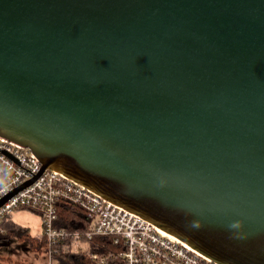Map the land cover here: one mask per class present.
I'll list each match as a JSON object with an SVG mask.
<instances>
[{"label": "water", "instance_id": "1", "mask_svg": "<svg viewBox=\"0 0 264 264\" xmlns=\"http://www.w3.org/2000/svg\"><path fill=\"white\" fill-rule=\"evenodd\" d=\"M0 137L217 264H264V0H0Z\"/></svg>", "mask_w": 264, "mask_h": 264}, {"label": "built area", "instance_id": "2", "mask_svg": "<svg viewBox=\"0 0 264 264\" xmlns=\"http://www.w3.org/2000/svg\"><path fill=\"white\" fill-rule=\"evenodd\" d=\"M40 169L41 163L32 151L0 137V200L8 195L0 204V239L6 236L3 223L11 221L14 211L30 210L40 214L47 264H57L58 246L63 252L86 251L88 243L99 237L112 238L124 249L101 253L100 245L95 244L93 250L87 252L90 264H217L178 238L56 170L40 172ZM61 202L82 209L85 228L69 231L58 225Z\"/></svg>", "mask_w": 264, "mask_h": 264}, {"label": "trees", "instance_id": "3", "mask_svg": "<svg viewBox=\"0 0 264 264\" xmlns=\"http://www.w3.org/2000/svg\"><path fill=\"white\" fill-rule=\"evenodd\" d=\"M82 209L74 204L68 202H61L58 205L59 220L58 225L65 227L69 231L80 230L86 227V221L82 213ZM3 227L6 229V236H17L20 240L26 239L30 242V246L35 249L34 243L40 242L39 251L46 250V242L43 235L38 238H33L29 235L27 229L12 221L3 223ZM69 243V241H66ZM99 244V252L106 253L107 251L116 252L124 249L121 243H114V240L109 237H99L88 243L86 251L80 252H63L62 247L58 246V254L55 255L57 264H90L88 260L87 252L93 250V245Z\"/></svg>", "mask_w": 264, "mask_h": 264}, {"label": "rangeland", "instance_id": "4", "mask_svg": "<svg viewBox=\"0 0 264 264\" xmlns=\"http://www.w3.org/2000/svg\"><path fill=\"white\" fill-rule=\"evenodd\" d=\"M10 219L12 222L25 227L31 236H37L41 232V219L38 212L30 210H16L10 215ZM4 239H6L5 241L7 242L10 241L11 245L9 248L13 250V253L10 251L8 255L12 257L13 262L18 260L21 264H28V262L33 264H47L45 252L28 250V241L26 239L19 240L17 236H10L8 238H3V240ZM7 247H0V249H6ZM30 256L33 257V260H31ZM23 257L28 258L26 263L23 260L21 261Z\"/></svg>", "mask_w": 264, "mask_h": 264}, {"label": "crops", "instance_id": "5", "mask_svg": "<svg viewBox=\"0 0 264 264\" xmlns=\"http://www.w3.org/2000/svg\"><path fill=\"white\" fill-rule=\"evenodd\" d=\"M42 235V228H41V232L37 235V236H31V237H33V238H38V237H40ZM8 237H10V236H5V237H3V238H8ZM18 238V237H17ZM19 239V238H18ZM6 239H4V240H2V239H0V247H7L6 249H0V264H21V262L20 261H14L13 262V260H12V257L11 256H9L8 255V253H10V251L12 252L13 250L11 249V248H9L10 247V241H5ZM20 240V239H19ZM16 244V243H15ZM39 246H41V243L40 242H35L34 243V247H35V249H33L31 246H30V242L28 241V247H27V249L28 250H30V251H39L38 250V248H39ZM84 246V245H83ZM15 247V246H14ZM39 252H41V251H39ZM45 252V251H44ZM13 253V252H12ZM6 255V256H5ZM30 255V254H29ZM28 255V256H29ZM46 257V256H45ZM30 258H31V260H33V257L32 256H30ZM27 257H23L22 259H21V261L23 260L25 263L27 262ZM11 262V263H10ZM27 264V263H26ZM28 264H33V263H30V262H28Z\"/></svg>", "mask_w": 264, "mask_h": 264}]
</instances>
